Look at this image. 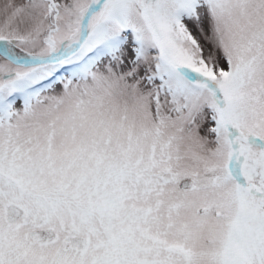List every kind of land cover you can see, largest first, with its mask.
I'll list each match as a JSON object with an SVG mask.
<instances>
[{"label": "snow or ice", "instance_id": "obj_1", "mask_svg": "<svg viewBox=\"0 0 264 264\" xmlns=\"http://www.w3.org/2000/svg\"><path fill=\"white\" fill-rule=\"evenodd\" d=\"M0 264H264V0H0Z\"/></svg>", "mask_w": 264, "mask_h": 264}]
</instances>
